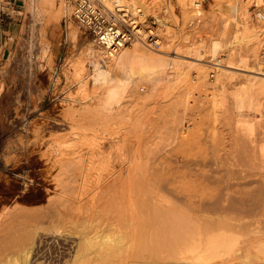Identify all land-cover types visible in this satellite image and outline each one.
Here are the masks:
<instances>
[{
    "label": "bare ground",
    "instance_id": "obj_1",
    "mask_svg": "<svg viewBox=\"0 0 264 264\" xmlns=\"http://www.w3.org/2000/svg\"><path fill=\"white\" fill-rule=\"evenodd\" d=\"M146 1L109 0L108 4L123 2L130 9L139 7L138 9L143 17V10L149 11L151 6ZM250 1L252 6L260 8L255 12V18L260 23L253 24L250 8L246 4L242 7L243 21L241 25L238 24L235 18H232L227 23L226 28L233 26V30L229 32L228 28H225L229 32L225 37L224 33L226 31H224V35H222L225 38H221L223 37L221 35L220 39H212L207 45L188 43L190 46L188 51L194 56L196 55L197 58H201L205 53L208 54L209 61H207V64L200 66H195L196 64L190 66L188 64L192 69L191 71L194 69V74L199 79L196 80L200 81L198 84H204V90L210 85L209 78H207L209 69H213L217 76L215 78L221 82L223 78L225 81L233 79L232 73L229 74L230 71L227 73V70L224 69L226 66L224 68L221 66L230 65L231 63L234 65L235 62L236 65L245 66L247 60L242 57L243 55H239L237 59L235 58L236 61L233 62L232 57L234 55H231L233 51L230 52L233 49L232 47L230 49L232 43H239L243 38L244 42L245 39H247V43L249 40L252 45L251 48L254 49V55L257 57L255 60L258 59V62L256 61L258 64L257 69L264 72V51L261 50H264V0ZM26 2L29 11L33 15L34 25L35 22L39 24L38 30H34L37 31V40L41 45V52L43 55L44 53L49 55L50 46L46 41L43 26L57 21L61 16L69 15L71 8L65 0H26ZM180 3L186 13L192 12L190 15H200L198 9L201 6V0H181ZM50 10L55 15L49 16ZM46 12L48 13L46 14ZM257 20L255 19V21ZM68 26V36L74 42L78 37V30L71 24H68ZM132 43H134L132 48L129 49L127 45L111 55H106L93 42L85 47L84 56L90 67V73L87 75L89 82L101 89L99 97L94 103L95 106L92 105L94 106L92 108L88 104L93 114L101 117L102 115L107 116L114 113L115 106L119 107L121 99L135 80L133 77L135 74L139 76L141 81L156 84L162 80L161 69L163 70L168 63H171V60L166 59L165 55L163 57V55L159 56L160 53H155L158 52V49L151 52L144 41H133ZM77 65L82 66L83 63L79 61ZM79 66L76 67L77 69L75 68V74L79 73ZM190 68L188 69L190 70ZM255 79L251 78L250 82L256 81ZM254 81L251 84L255 83ZM78 82L79 87L86 84L83 77H80ZM261 82L264 85V79L260 80L259 88L262 87L260 86ZM256 83L258 84V81ZM212 85H216V83ZM259 93H261V90ZM177 94L181 93L176 92L175 98H170L167 103L165 102V107L161 102L162 105H159L164 108L162 109L159 106L161 108L159 110V107H157V113L152 116L148 115V117L147 113L144 114V112H140L142 115L137 113L138 115L134 118L132 117L133 114L130 115L132 119L127 127L131 126L132 130L128 128L131 132L139 133H137L138 138L128 129V131H125L127 135H129L128 132L132 136L135 135L138 140L136 143L138 149L135 146L137 151L133 155L129 153L131 150L127 153L123 148V143L120 141L118 143L117 139H115L116 142L112 141L113 144L108 141L111 147L115 146L114 149L117 154H114V150H105L103 148L104 144L102 145L104 150L97 151L96 149V152H90L93 149L89 150L88 158L86 156L89 159V167L87 168L99 171H96L94 179L90 178L88 172L82 171L86 169L81 168L82 164L78 165L81 162L84 163L82 160L85 155L81 156L83 154H80L82 152L81 147H78L80 153L76 151L77 146L75 145L77 144L73 137L77 135V132H75L76 129L73 130L74 124H71L69 132L71 136L73 135L72 140L74 142H66L70 144L69 146L73 142L72 147L75 146L76 149H73L75 150L74 153L78 156L68 155L69 158L64 157L65 160H61L59 154L62 149L59 148L53 149L50 154H43L45 159L50 161L47 171L52 167H58V174L47 172L49 176L47 174L43 175V181H55L54 184L58 185L62 181L59 177L62 173L61 170H64L65 167L67 169L66 173L72 172L73 176H70L69 179L72 181L77 178L78 183L76 185L78 184L81 188L87 187L91 180L95 184L92 186L93 194L86 204L81 203L84 207L79 205V202L75 206L76 208L72 207L71 204H68L71 207L65 206L68 201L66 202L63 199L67 200V198L59 195L62 198L61 200L58 199L59 196L55 198V200L58 199L56 200L58 204L55 205L57 202L50 199L51 202L54 201L52 203L55 206L47 207L45 210H32L29 212V210L25 209V211L19 207V210L16 209L18 211L14 217L12 215H15V213L11 212L13 214H9L7 218L5 217L6 219L3 222L1 221L2 224H0V264H264V168L257 167L260 163L255 165L254 162L257 152H260L258 154L264 160V137H261V143L258 141V150L255 151V154L253 148L248 147V142L253 141L250 136L242 141L243 137H246L245 135L241 137L242 139L238 136L225 138L224 134V136L221 134L219 136V134L213 132L212 135L208 136V139L203 140L200 127H197L198 124L193 127L191 123L184 121L186 115H189L192 111H190V105L187 107L188 96L184 94L187 100L185 98L179 99L178 96H185L183 93L181 95ZM249 96L248 100L251 101L248 102L247 106L250 110L255 111L257 109L258 111L260 101L258 104V102H254L255 99H252L254 98L252 95L250 98ZM244 99L245 96L242 93L236 95L234 100V107L237 110L236 115L241 114V110L245 106ZM186 107L189 108V113L185 110ZM145 109L148 108L145 107ZM147 111L152 112L151 109ZM97 115L96 117H98ZM114 115H116V112ZM193 119L195 120V118ZM108 122L110 123L112 120ZM108 122L105 123L108 124ZM238 122L241 125L244 122L246 129L254 130L253 122L255 121L245 122L239 120ZM77 127L80 128V125ZM83 132L84 139H86L89 133L86 131L88 134L85 136V130ZM83 132L79 133L82 134ZM176 132L179 134L178 137L177 135L174 136L177 134ZM79 133L78 135H80ZM125 137L127 138L126 135ZM122 138L124 137L122 136ZM90 140L93 142L92 137ZM127 141L129 142L128 139ZM81 144L79 145L81 146ZM94 145L98 147L97 144ZM253 146L256 148L255 144ZM98 148H101V146ZM69 150L73 152V150ZM117 158L119 162L116 160ZM113 160L117 161L118 164L115 165L117 162L114 163ZM101 169L106 170L105 175L100 171ZM71 187L73 185L67 187V189ZM97 189L99 190L97 191ZM96 194H99L102 200L94 206V203H96L95 198L98 196ZM59 200H63V202H59ZM69 201V203L74 202V200ZM52 203L50 204L52 205ZM74 204H76V201ZM73 210L76 213L78 210L79 212L81 210V212L77 215ZM32 213L35 217L38 213V220L40 219L43 224H38L40 220L34 223L35 218H33ZM26 214L31 215L29 217L33 218V220L29 219V221L32 220L31 223L29 222L30 225L34 227L31 230L28 220L27 222L24 220L28 218H26ZM20 215H25L20 219V222H24V224L16 220ZM97 215L101 216L102 219ZM98 218L104 222L101 223V220L98 222ZM96 221L98 224H106V226L102 227L101 225L102 229L97 230L94 227ZM16 222L19 223L17 226L22 224V227L19 226L22 229L21 231L18 227L19 232H22L24 228V231H26L28 226L27 234L19 236L20 233H18L17 235ZM44 223H48L52 227L50 230L55 234L54 236L52 234L45 236L41 233L44 229L47 232L50 228L39 227V225L43 226ZM66 224L72 226L66 229ZM250 225H253L251 229L254 236L243 241L240 239L241 233L239 234L237 231L239 228ZM5 251H8V254L11 252V256L7 258ZM225 257L231 258L228 263H222Z\"/></svg>",
    "mask_w": 264,
    "mask_h": 264
},
{
    "label": "rangeland",
    "instance_id": "obj_2",
    "mask_svg": "<svg viewBox=\"0 0 264 264\" xmlns=\"http://www.w3.org/2000/svg\"><path fill=\"white\" fill-rule=\"evenodd\" d=\"M180 1L181 0H147L146 2H149L148 4L151 5H149V11H144L142 9L143 18L146 20L144 25L153 30V34H155L154 38L157 39V44L153 41H145L146 47L149 48L151 52H155V50L157 51L158 49V52L155 53H160L159 56L163 55V57L166 56V59L171 60V63H168L163 70L161 69L160 73L162 80L156 84L150 83L148 81H141L139 76L135 74L133 76L135 80L121 99L119 107L117 108L116 105L114 108L115 111H113L114 113L107 116L102 115L103 117H100L97 114H93L91 111L92 109H90L95 106L94 103L99 97L101 89L93 86L92 83L89 82L87 76L90 73V67L86 63L84 49H86L85 47H87V45L92 43L89 36L78 27L70 14L61 16L57 21L44 24L43 26L46 33V41H48L50 46L49 55L45 53L43 55L41 52V45L37 40L38 35L36 30H38L39 24L35 22L34 25V18L27 7L26 0H0V224H2L4 219L9 217V214H13H11V212L15 213L12 217L16 216L19 207L24 210L27 209L29 212L32 210H45L47 207L54 205V203H52L54 201L51 202L50 199L55 200L59 195L63 198H67V200L63 199L66 202L68 201L66 205L64 201L63 204L65 206L71 204L72 207L76 208L75 206H77L79 202V205L84 207L82 204H86L93 194L92 186L95 184L90 180L87 187H84V189L81 188L78 184L76 185V183H78L76 181L77 178L74 179L75 182L69 179L71 178L70 176H73L71 174L72 172L66 173L67 169L64 166V170H61L62 173L59 176L62 181L58 185L54 184L56 183L55 181H43V175L45 176L47 174L49 176L48 173L51 172V174H58V167H52L53 169L51 168L47 171V168L50 166V161L46 160L43 154H50L53 149L59 148L60 150L62 149L59 158L61 157V160H65V158H69V156L77 157L78 155L74 152L76 149V151L79 152V148L81 147L80 149L82 152L79 153H83L81 156L83 157L85 155V157H83L82 160L84 163L81 162L78 165L82 164L83 166L81 168L86 169L81 170L85 173L88 172L90 178L94 179L97 173L96 171L98 170L87 168L89 167V159H87L89 150L93 149L94 151L92 150L90 152H96V149L97 151L107 149V151L114 150V154H117V151L114 149L115 146L113 145L111 147L109 145V142L113 144L117 141L118 143H123L124 150L127 153L131 150L129 153L133 155V153L137 151L136 149H138L136 144L138 140L135 135L139 138V133L136 130L135 132L138 134L134 133V131L131 132L130 130H132V127H127L129 123H131L132 117L134 118L138 114L142 115L140 112H144V114L147 113V116H152L157 113V107L161 106L162 103L164 106L165 102L167 103L170 98H175L176 92L188 96V100L186 99V95H184L185 97L178 96L180 97L179 99L185 98L188 101L187 107L190 105V111L192 110V113H189V108L187 109L186 107L185 110L189 115H186V120L184 121L191 123L193 127H196V124H198L197 127H200L201 138L203 140L208 139V136L212 135L213 132L219 134V136L225 135V138L237 136L241 138L245 135L246 137H243V139L241 138L242 141L244 138L247 139L248 136H250L253 141L248 142L251 140L250 138V140L248 139V147L253 148L254 154L257 152V145H259V142H262V138L264 137V85L261 82L260 86L263 88H259L258 86L260 80L264 79V72L257 69L258 59L255 60L257 57L254 55L255 53L254 49L251 48V43L249 40L247 43V39H245L246 41L244 42V38L239 41V43H232L233 45L230 46V49L231 47L233 48L230 51H233L231 55H234L232 61L234 60L233 62H235L239 55H243L242 57L247 60L245 64L246 67L236 65V62L234 63L235 66L233 63H231L232 65L226 64L221 66L222 68L226 66L224 69L227 70V73L230 71L229 74L232 73L231 75L233 78L226 81L223 78L221 79V82L223 81L222 83L216 79L217 76L213 69H209L207 78H209L208 82L210 85L206 87L207 91L203 89L204 84L200 83L202 86L198 84L200 81L198 82L199 79L195 76L194 69L191 71L192 69L190 66L192 64H196L195 66L207 64V61H209L208 54L205 53L206 55L204 54L201 58H197L196 55L194 56V54L188 51L190 47L188 43H192V45H197L198 43L207 45L210 40L221 37L224 31L227 32L224 33L225 35L223 34L226 37V35L233 30V26L227 27L229 32L225 30L227 23L232 18H235L238 24L241 25L243 21L241 14L242 7L246 4V6L250 8L253 24H258L260 22L255 18V12L260 8L252 6L250 0H201V6L198 9L200 15H190L192 12L186 13ZM47 13L48 12H46V14ZM51 15L55 14L50 10L49 16ZM193 19L196 20L191 24L190 21ZM255 19L257 21H255ZM68 24H71L78 30L79 34L74 42H72L68 36ZM224 36L221 38H225ZM133 44L134 43L131 45L130 43L128 48H132ZM261 50L264 51L263 49ZM253 55L255 56L254 58ZM79 61L83 63L82 66L77 65ZM78 66L79 73L75 74V68ZM187 66H189L188 68H190V70ZM80 77H83L84 81H86L83 87H79L78 79ZM251 78H256V81H253L255 83L258 81V84L256 83L257 86L255 83L251 84L253 82H250ZM213 83H216V85H212ZM260 90L261 93H259ZM239 92L245 96V106L242 108L241 114L236 115L237 110L234 107V100L236 95L240 94ZM248 95H250L249 98L252 95V97H254L252 99H255L254 102L256 101L258 104L260 101L258 111L257 109L255 111L250 110L247 106L248 102L251 101L250 99L248 100ZM88 104L89 106L91 105L90 108ZM145 107L148 108L147 110L151 109L152 112L147 111ZM164 107L161 106L162 109ZM161 108L159 107V110H161ZM179 109L178 107V112L180 113ZM90 111L94 115V118ZM115 112L116 115H114ZM131 114L134 116L132 115V117H130ZM96 115L98 117H96ZM193 118H195V120ZM238 119L245 122L255 121L253 122L254 130L251 129L253 131H250L246 129L244 122L242 126L241 123L238 122ZM111 120L112 122L109 123L108 121ZM106 121L108 124L105 123ZM71 124H74L73 130H77L78 128L77 131L75 130L77 135H74V137L73 135L71 136L69 132ZM76 124H79L80 128L77 127L79 125L76 126ZM128 128L131 129L129 130ZM127 129L135 135L132 136L130 132H128L129 135H127V132L125 133V131H128ZM84 130L85 136L89 133V138L86 137V139H84ZM86 131L88 133H86ZM79 132L83 133L81 134ZM78 133L80 135H78ZM124 133L127 138L123 135ZM176 135L178 137L179 134L177 133L174 136L176 137ZM76 136L78 137L75 138ZM122 136L124 138H122ZM72 137L77 144L75 145L77 146L76 149L75 146L74 148L72 147L74 142ZM91 137L93 138V142L90 140ZM131 138L132 140L134 139L133 142ZM77 139L80 141H76ZM115 139L117 140L115 141ZM124 139L128 144L123 141ZM113 140L114 142H112ZM66 141L68 143L73 141L71 143L72 145L69 146L70 144ZM99 142L104 143L101 144ZM79 144H81V146ZM94 144H97L98 147L101 146V148L95 147ZM103 144L104 149L102 148ZM254 144L256 148H254ZM69 149L75 150L72 152ZM69 151L70 153H68ZM86 152L87 154H85ZM258 153L260 154V152H257L254 157L256 159H254L255 165L260 163L257 167L260 166L264 168V160H262V156ZM116 160L119 162L118 158ZM113 161L114 163L117 162L115 160ZM118 162L115 163V165H117ZM104 170L105 169L100 170L103 175L106 173V170ZM55 185L56 187H54ZM72 185L73 187L67 189V187ZM82 190L86 192L84 193ZM98 190L99 189H97V191ZM96 195L98 196L95 198L96 203H94V206L98 205L101 202L100 200H102L99 194ZM60 196L58 199L61 200L62 198ZM60 200L59 202H63V200ZM69 200L76 201V204H74V202L69 203ZM50 203H52V205ZM56 204H58V202L55 203V205ZM16 209L18 210L16 211ZM73 211L77 215L81 212V210L80 212L78 210L77 213L75 210ZM37 214L38 213H36V218L32 213L35 220L29 217L31 215L26 214V218H28L24 219L26 220L25 222L28 220L29 225L32 220L34 223L35 221L37 223L40 220H38ZM101 214L103 215V213ZM23 216L20 215L18 219H16L17 222H20ZM97 216L101 218V216ZM29 219L32 220L29 221ZM100 220L98 218L97 221L100 222ZM17 222L15 225L17 235L18 233H20L19 236L27 234V229L29 230L28 226L26 231H24V228L22 232H19L18 229L22 227L24 222H20L22 223L21 226L19 225L20 227L17 226L19 224H17ZM98 222L95 223L96 225L94 226L97 230H99V228L101 230L102 227L106 226V224H101L104 222L103 220H101L99 224ZM38 224H43V222L41 223L40 220ZM46 224L44 223L43 226L39 225V227L49 228L50 225L48 223ZM32 226L30 225V230L34 228ZM69 226L66 224L65 228L68 229ZM252 227L253 225L239 228L237 232L239 234L241 233L240 239L246 241L251 238V236L253 237ZM51 228L52 227L48 230ZM19 230L21 231L22 229L20 228ZM48 230L46 232L44 229L43 232L45 233H41L43 235L45 234V236H50L51 234L52 236L55 235L51 230L49 232ZM40 231H42V229H40ZM5 253L7 254V258L12 254L11 252L8 254V251H5ZM230 259L231 258L228 259L225 257L222 263H228Z\"/></svg>",
    "mask_w": 264,
    "mask_h": 264
},
{
    "label": "built area",
    "instance_id": "obj_3",
    "mask_svg": "<svg viewBox=\"0 0 264 264\" xmlns=\"http://www.w3.org/2000/svg\"><path fill=\"white\" fill-rule=\"evenodd\" d=\"M65 1L78 27L106 55H111L133 41H153L157 44L153 30L144 25L146 20L141 16L139 7L130 9L123 2L108 4L109 0ZM195 20H191V24Z\"/></svg>",
    "mask_w": 264,
    "mask_h": 264
}]
</instances>
